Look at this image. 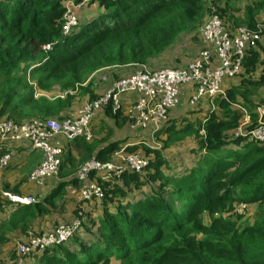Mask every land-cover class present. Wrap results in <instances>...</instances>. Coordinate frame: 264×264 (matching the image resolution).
I'll return each mask as SVG.
<instances>
[{
	"label": "trees",
	"instance_id": "trees-1",
	"mask_svg": "<svg viewBox=\"0 0 264 264\" xmlns=\"http://www.w3.org/2000/svg\"><path fill=\"white\" fill-rule=\"evenodd\" d=\"M67 1L70 0H0V119L21 123L61 115L72 105L73 96L36 98L35 86L48 92L58 86L66 92L97 70L145 64L200 17L205 2L73 0L76 4L96 5L103 12L93 22L63 37ZM213 4L223 20L232 21L235 28L240 24L255 28L264 11V0H252L243 6L237 20L229 5L227 12L215 1ZM261 40L246 53L244 74H240L236 88L219 95L216 112L211 111L202 126L204 135L200 134L202 127L192 123L179 126L177 120L169 119L163 124L161 129L169 132L167 145L177 134L198 139L203 158L197 164L175 170L173 176L165 172L172 167L163 156V148L143 147L140 155L148 160L146 168L125 172L102 184L101 212L85 216L81 230L68 244L31 254L33 257L28 255L24 264H115V259L127 264H264V145L234 138L244 117L234 107L240 103L252 105L250 112L256 122V107L264 104V100L255 102L264 89V48L258 50ZM50 44V49L45 50ZM82 91L91 92L89 88ZM185 91L183 88L182 93ZM111 106L105 108V115L121 128L126 124L121 118L123 108L113 114ZM108 130L112 136L113 130ZM79 140L85 155L80 153L77 159L65 154L61 178L65 177L62 172L66 164L77 162L76 167H81L92 159L110 161L129 138L99 150L98 143L76 141ZM138 148L141 147L129 146L125 151L133 153ZM5 152L0 150V157ZM69 185L74 193L79 191L77 175L59 183L51 193L39 195L32 205L1 201L0 211L7 218L2 219L0 239L7 240L6 235H11L18 240L17 231L27 236V230L39 218L54 217ZM11 190L20 194L16 188ZM240 205L257 208L253 221L239 224L235 220L234 210ZM7 206L10 210H4ZM55 219H51L52 223ZM69 222H54L49 230Z\"/></svg>",
	"mask_w": 264,
	"mask_h": 264
},
{
	"label": "built area",
	"instance_id": "built-area-1",
	"mask_svg": "<svg viewBox=\"0 0 264 264\" xmlns=\"http://www.w3.org/2000/svg\"><path fill=\"white\" fill-rule=\"evenodd\" d=\"M260 18L262 21L258 22L255 28L240 26L233 31L227 28L222 17L213 14L198 30V38L205 47L199 58L186 67L144 69L123 77L116 81L101 98L81 111V117L77 120L36 119L29 123H16L0 119V145L28 141L35 150L40 151L42 161L31 171L29 177L31 181L42 185L47 178L60 173L64 153L62 146L53 143V140L60 136L69 142L80 138L89 140L93 132L91 122L95 115L94 111L100 107L106 108L111 104L116 113L122 108V98L135 94L134 110L137 116L134 118V126L140 130L150 126L159 130L167 121L169 112L178 105L183 88L190 91L192 106L204 101H212L220 94H224V81L240 74L246 53L257 47L264 34V14L260 15ZM63 20L62 36L67 37L72 27L76 25V21L70 12L64 14ZM50 46L51 44L45 46V50H49ZM240 108L244 112V121L237 126L235 137L264 145V104L256 107V122H253L251 112L244 107ZM253 123L256 125L253 126ZM127 147L115 153L122 155ZM12 161L13 153H4L0 157V169L8 168ZM126 161L131 171L140 172L148 166L147 160L141 155L129 156ZM107 163L92 159L85 162L77 172L80 192L84 199L102 197V188L91 182L90 178L92 173H114L112 166ZM121 172L122 170H119L118 173ZM1 201L23 206L36 203L34 197L16 195L0 189ZM84 221L85 216L79 212L69 223L58 224L40 234L31 231L28 241L19 245L18 252L22 255H30L68 244L81 230Z\"/></svg>",
	"mask_w": 264,
	"mask_h": 264
},
{
	"label": "rangeland",
	"instance_id": "rangeland-1",
	"mask_svg": "<svg viewBox=\"0 0 264 264\" xmlns=\"http://www.w3.org/2000/svg\"><path fill=\"white\" fill-rule=\"evenodd\" d=\"M213 1H215L216 4H218L220 6V8L226 9L227 12H228V5H229L232 8V13H234L236 15L237 20H240L241 14H242L241 11L243 10V6L246 5L247 2L249 3L252 0H205V2L203 4L204 8H203V11H202L200 17L194 23L185 27L178 34V36L175 38L173 43L170 46H168L162 53H160L158 56L150 59L145 64H131V65L122 66V67H135V68H137L136 71H134L132 73V74H135V73L140 72L144 69H148V70H157V69H162V68L181 69V68H184L186 65L197 60L199 58V55H200L202 49L205 47V45L198 38V30L213 14H218L220 17H222L221 13L218 12V10L215 8L216 6L213 4ZM84 4L85 3L76 4L73 0L66 2L65 13L70 12V14L75 18V21H76V25H74L72 27L70 34L67 36H70L76 30H78L80 25L82 27V26L86 25V23L89 24V23L93 22L96 18L101 16L100 12H103V10L100 7H97L96 5L89 6L87 4H85V5ZM263 14H264V11L261 12V15H263ZM63 18H64V15H63ZM261 21H262V18H260L258 20V22H261ZM224 22H225L228 29L233 30V31H235L237 29L233 26L232 21L227 22L224 20ZM234 23L236 24L237 22H234ZM240 26H246V25L240 24L238 27H240ZM263 48H264V38L259 43L258 50L263 49ZM35 66H39V65H35ZM108 69H111V68H104V69H100V70L95 71L93 74H91L90 76L87 77V79L84 81V83L80 84L75 89H70L66 92H62L58 86H52L50 92L40 90L38 86L37 87L35 86V89H36L35 97L36 98L45 97V98H48L50 100H54L57 97H59L60 99H64L68 96H73L72 105H70L68 108H66L62 112L61 115H59L57 117L55 116V117L46 118L44 120H49V119H56L59 121L67 120V119L77 120L79 117H81L80 116L81 111H83L86 108H88L89 106H91L96 100L101 98L107 92L106 90L103 92V91H101V89H99L100 84H101V82H103V80L102 81L98 80V82H99L98 83L97 80L95 81V76L97 75L98 72H100L102 70H108ZM129 72H130L129 70L124 71V76H122V77H125L126 75H130ZM241 73L244 74L243 71H241L240 74ZM240 74H238L235 78H233V80H231V81L229 80L226 83V85H224V90H223V92H225L224 95H226L227 92L232 90L233 88H236V85L239 83V81L242 78ZM254 79H257V75L254 76ZM118 80H119V78H118ZM118 80H116V81H118ZM86 88L90 89L91 92L89 94L83 93L82 89H86ZM97 90H98V95L96 94ZM93 95L95 96V99H92ZM219 97L220 96H217L212 101L205 102V105H202L200 107V109H197V107L200 105H198L196 107H191L189 105L188 97L186 99V97L183 96V94H182L178 105L173 110H171L169 112V116L167 118V121L169 119L177 120V124L179 126H184L187 123H192L196 128H199L200 126L202 127V126H204L206 120L210 116L211 111L216 112V110L218 108L217 105H218V102L220 100ZM256 98L257 99L255 100V102L264 100V89L259 91ZM134 106H135L134 101L130 102L127 107L124 106L122 103L121 107L123 108V112L120 111V112H122L121 118L123 120H126L125 125H127V126L124 125L121 127L120 131H118V133H119L118 137L121 140L126 141V138L130 139L136 133H142L141 136L143 139L139 144L136 145V146L141 147V148H138L133 153H129L131 151L127 152L124 150L122 155H119L116 153L113 154L112 159L110 161H108L107 164H110L112 166V168H113L112 170L114 171V173L106 172V174H104L103 176L100 174L92 173L91 176L93 175V178L92 177L90 178L91 182L96 183L101 188H102V184L110 182L113 179L119 178L120 176H122V173L124 174L125 172L131 171V169L128 168V166H127V161H126L127 157L132 156V155L142 154L144 152V150L142 149L143 147L144 148L145 147L150 148L153 150L163 148V152H162L163 156L170 162L171 167H172V169L170 171L165 170V172L167 174H171L173 176H175V170L182 169L183 167H188V166L197 164L199 159L203 158L200 156L201 155V149H200V144L198 142V139L195 138L194 136H190V137L188 136L186 138H182L180 134H177L176 136H174L172 138L171 142H169L167 145L165 142H166L168 134H169L168 131H165L162 129L161 130L160 129L155 130V128L152 126L148 127L147 129H144V130H140L137 127H135L133 122H134V118L137 116V114H136V111L134 110ZM240 107H244L245 109L248 108L249 110L248 109L247 110L249 112L253 108L252 105L243 104V103L236 105L234 108L236 110H241ZM104 110H105L104 107H100L99 109L94 111V114L97 117H95V115H94L95 119L93 117L94 121L92 120V122H91L93 132L91 133V137L89 140L85 139L86 142H89V143L94 142L100 136L103 137V136H105V134H107V132H105L103 128L106 124H108L109 121H108L107 117L104 115L105 114ZM101 118H102V121H101ZM180 118H183L184 120L178 121ZM1 120H7V119H1ZM243 121H244V117L240 123H242ZM21 123H29V121L23 120V122H21ZM176 129H178V127ZM146 131H148V132H146ZM234 133H235V131H234ZM200 134L201 135L205 134L203 127H202V131ZM234 138H236L235 135H234ZM80 139H84V138H80ZM237 139H239V138H237ZM247 142L248 143L250 142L251 144H257L260 146V144L256 143L253 140L247 141ZM14 143H17V142H8L7 145H4V146L8 147V150L10 151V150H13V148L11 147V144H14ZM57 143L63 144L61 140L57 141ZM68 144H70L69 149L71 147H74V142L68 143ZM165 144L167 145V147H165ZM67 148H68L67 146H66V148L62 147L64 154L67 153ZM234 150H236V148ZM117 151H120V150H116V152ZM136 152H138V153H136ZM64 154H63V156H64ZM144 159L147 160L146 158H144ZM62 161H65V156H64V159ZM147 162H148V160H147ZM76 165H77V162L75 165H72V164L66 165V170L64 171V172H66L65 176H70L71 178H72V176H75L77 174V172L80 170V168L82 167V166L76 167ZM60 168H61V166H60ZM119 170H122V172L118 173ZM7 171H8V169H6L5 171H2L1 173H5ZM134 172H136V171H134ZM1 173H0V176H1ZM101 173H103V172H101ZM58 174H59V172L57 173V175H55L51 178H47L46 181L52 179L48 182L50 184L60 181L62 178H60V175H58ZM54 177H56V179H54ZM4 178H5L4 175H2L0 177V180H4ZM4 182L5 181H2V183H0V189L7 190L13 194H16L11 189L8 190V189L3 188ZM154 184H156V183H154ZM102 190H103V188H102ZM41 192L43 193V190H39V189H37V190L35 189V190H31V191H25V193H27L26 197H34L35 199L40 195ZM16 195H21V194H16ZM28 195H30V196H28ZM21 196H25V195H21ZM79 196H80L81 200L79 201V203L77 205L73 206L74 207L73 209H71L72 207H67V205L61 206V209L64 210V213H61L59 217H61L62 215L67 216L70 213H75L77 210H80L79 212H82L83 216H89L95 212L99 213L98 211L101 212V210H102L101 202L104 199V191H103L102 197H94L90 200H86L82 197L81 192H80V186H79ZM134 196L137 197L139 195H134ZM94 199H96V200H94ZM111 208H113V207H111ZM4 210H10L9 206L4 207ZM83 210L85 211V213ZM256 210H257V208L255 209V206L254 207H251V206L248 207L247 205H245V207L238 206L237 209L235 208V210H234V218H235V220L239 221V224H243L245 222L253 221L254 214L256 213ZM79 212H78V214H79ZM3 216L6 217L4 212L0 211V221L3 218ZM48 220L50 221V225H51L52 221L50 220V218ZM43 229H47V227L43 226ZM27 237L29 239L28 234H27ZM6 238H7V240H1L0 239V264H24L25 259L28 257V255H22L19 252H18L19 254L17 253L19 245H21L23 243L21 241L15 239L14 236H11V235H6ZM21 239L23 240V238H21ZM14 250H16V251L13 252ZM9 252H10V254H9ZM30 256L33 257L34 255L30 254ZM34 260L37 262L36 256H35ZM114 261H116L115 264H127V263H123L122 261H120L118 259H115Z\"/></svg>",
	"mask_w": 264,
	"mask_h": 264
},
{
	"label": "crops",
	"instance_id": "crops-1",
	"mask_svg": "<svg viewBox=\"0 0 264 264\" xmlns=\"http://www.w3.org/2000/svg\"><path fill=\"white\" fill-rule=\"evenodd\" d=\"M136 69L137 68H135V67H111V69L102 70V71L98 72L97 75L95 76V81L97 80V82H98V80H100V81L103 80V82H101V84H100L99 89H101V91L104 92L105 90L107 91L108 88L116 80H118V78L119 79L123 78L122 76H124V71L129 70L130 71L129 73L131 75L134 71H136ZM130 75H126V76H130ZM228 81H229V79L224 81L223 89H224V85H226V83ZM96 94L98 95V90L96 91ZM182 94H183V96L186 97V99H187V97H188V99H190V91L189 90H186L185 93H181V96H182ZM135 99H136L135 94H129V95H126L122 98V103L124 106L127 107L129 105V103L135 101ZM205 102H208V101L202 102L201 105L199 106V109L202 105H205ZM112 113L114 114L113 107H112ZM95 117H97V116L95 115ZM95 117H94V119H95ZM94 119H93V121H94ZM107 119L109 122L103 128L104 131L107 132V134H105V136H103V137L100 136L97 140H95L94 142H91L92 144L98 143L97 144V146H98L97 150L106 146L108 143L111 144L113 142H116L117 140H121L118 137V134H119L118 131H120V129H121L118 127H120V126L115 124L113 119H111L109 117H107ZM101 121H102V118H101ZM125 126H127V125H125ZM108 128L113 130L112 136H109ZM146 132H148V131H146ZM141 134L142 133H136L132 138H130L127 141V143H125L123 145V147H125V146H128V147L129 146H136L137 144H139L143 139ZM60 140L63 143L60 145L62 147H65V148L67 146L68 147L67 153H70L72 157H77V159H78L80 153L85 155V152L83 151V149L80 146L82 140L81 141L80 140L79 141H73L74 147H71L70 149H69L70 144H68V143H73V142H69L61 136L55 138L53 140V143L57 144V141H60ZM83 141H85V140H83ZM86 143H89V142H86ZM11 147L13 148V150L9 151L8 147L0 145V150H6L5 153H7V152L13 153V161H12L11 165L9 166L10 168L8 169V171L5 173H1L2 171H5L6 169L5 170L0 169L1 176L4 175V177H5L4 180H0V183H2V181H5L4 185H8V188H11V189L16 188L17 191L21 195H25V196H27L26 195L27 193H25V191H31V190L39 189V190H43V193L41 192L40 196H42V195L45 196V194L51 193L58 186L59 183L69 182L71 180L70 176H65V174H66V172H64L66 170V166H65L64 171L62 172V174H63L62 177L63 176H65V177L62 178L60 181L50 184V183H48L50 180H52V179H50L48 181H45L44 184H42V185L36 184L35 182L30 180L29 175H30L31 171L36 166H38L40 164V162L42 161V153L38 150H34L28 141H20V142L11 144ZM67 153H66V155H67ZM0 155H1V153H0ZM64 156H65V154H64ZM64 156H63V159H64ZM66 165H68V164H66ZM60 178H61V176H60ZM54 179H56V178H54ZM66 189H67L66 196H64V199H63L62 203L60 204V206L67 205V207H72L71 209H73L74 208L73 206L77 205L79 203V201L81 200L80 196H79V191L74 193V190H72V186H70V185L67 186ZM28 196H30V195H28ZM65 198H66V200H65ZM61 210L62 209L60 207L59 210L57 211V213L54 215V217L47 216L44 218H39L35 222L34 227L27 230V234L29 235V233L31 232L30 230H33L32 232H34V233L35 232L41 233L43 231H48V229L52 227L54 222H56V223L57 222H65V221L71 222L75 216V213H70L67 216L62 215L61 217H59L61 213H64V210H62V211ZM98 212L100 213V211H98ZM95 213H97V212H95ZM3 218H5V217L3 216ZM6 218H7V216H6ZM49 218H50V220L53 218H56L55 221H53V223H51V225H50V221L48 220ZM2 219L0 221L1 224H2ZM1 224H0V230H1ZM43 226H46L47 229H43ZM17 233H18V236L20 237L18 239L19 241H21L22 243H26L28 241L27 236H23L22 234H20V231H17ZM21 238H23V240Z\"/></svg>",
	"mask_w": 264,
	"mask_h": 264
}]
</instances>
